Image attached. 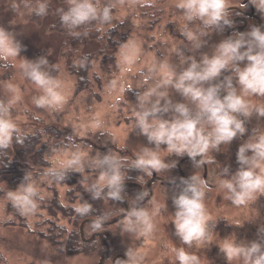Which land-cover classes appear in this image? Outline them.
Instances as JSON below:
<instances>
[{"label":"rangeland","instance_id":"1","mask_svg":"<svg viewBox=\"0 0 264 264\" xmlns=\"http://www.w3.org/2000/svg\"><path fill=\"white\" fill-rule=\"evenodd\" d=\"M181 3L182 0H121L113 23L118 25L121 33L129 37L118 49V59L112 67V74L105 80L101 90L96 87L94 92L77 95L75 79L67 70L64 60L52 64L57 58L47 51L51 47L56 48L61 40V37L49 32V24L66 5L71 4V0H0V30L9 35L19 48V55L14 61L0 60V118L11 120L20 132L51 126L58 128L62 135L49 144L47 152L53 169L77 170L84 174H97L99 178L104 175L110 179V166L102 160L104 157H135L138 160L155 154L164 162L165 167L159 172L150 167L144 168L145 180L153 179L158 174L168 182L157 181L151 194L147 188L142 197L134 196L131 190H126L123 196L130 201V214L101 232L111 248L127 251L133 264H179L173 249L180 247L196 254L200 264H228L219 249L225 239H233L237 245L245 248H250L253 242L264 245V195L256 194L257 198L248 201L246 205L235 206L227 198V190L221 186L222 180L232 179L241 167L237 162L239 147L255 142L260 134H264V117L256 111V107L264 106V96L259 95L245 96L251 115H243L247 131L242 137L238 136L230 144L221 143L219 152L210 149L206 154L208 162L203 165L200 164L202 156L199 154L194 161L188 160L184 165L186 173L204 193V204L210 217L208 239L199 246L193 242L189 247L176 234L173 217L178 207L174 200L184 195V182L172 181L181 179L177 163L188 155V151L185 149L177 152L175 149L170 150V146L163 148L158 143H149L148 135L139 124V115L148 112L149 123L153 120L175 122L185 119L200 120L203 123L206 116L201 114L196 101L174 86L162 83L161 65L166 63L177 74L189 68L193 59L202 65L205 55L212 57L219 44L228 40L227 33L234 25L220 20L206 24L203 28L200 26V18H188V10L179 7ZM46 4L53 5L54 12L47 16L41 26L31 22L32 13ZM258 5L259 0H255V3L252 0H228L227 9H255L263 21L261 32H264V10ZM229 16L225 14L224 18ZM248 22L243 39L253 42L250 33L258 28L259 22L257 19H249ZM189 31L195 34V39H188L185 33ZM238 34L239 31H233V35ZM229 39L233 42L237 40L232 37ZM244 45L247 51L250 45ZM133 50L135 58H132ZM259 50L255 48V51ZM247 63L245 59L238 66L243 68ZM25 64L37 67L57 84L56 91L64 97L63 103L36 107L34 99L43 95V91L28 77L31 68L22 67ZM232 71L228 75L232 88L236 89L237 95H243L235 68ZM219 77L202 81L197 86L211 88ZM152 89L155 92H152L148 100H142ZM160 93L165 95L161 96ZM181 105L187 109L186 115L177 110ZM5 107L9 109L7 114L3 111ZM234 115L238 116L237 113ZM205 130L210 131V126L205 125ZM244 155L251 158L253 152L246 150ZM62 161L75 163L62 164ZM225 168H228L227 172ZM201 180L206 183L202 184ZM42 187L37 184L36 190H43L47 194L49 191ZM68 188L58 186L59 196L66 205L70 204L65 201ZM138 212L148 216L152 225L150 229L135 215ZM42 214L47 216L45 210ZM45 217L31 214L27 217V226L14 225L9 222L3 204L0 205V251L6 258L4 264L100 263V253L91 256L69 255L48 242L41 233L46 227L41 224ZM59 223L68 230L72 227L67 219L59 220ZM261 250L264 251V247ZM232 264H243V261L234 260Z\"/></svg>","mask_w":264,"mask_h":264},{"label":"trees","instance_id":"2","mask_svg":"<svg viewBox=\"0 0 264 264\" xmlns=\"http://www.w3.org/2000/svg\"><path fill=\"white\" fill-rule=\"evenodd\" d=\"M120 2L121 0H93V3H99L101 9L110 8L108 18L105 19L101 11L95 19L79 25H72L70 21L62 20V16L71 10L73 6L71 3L66 5L59 16L49 24V32L61 37L56 48L51 47L47 50L57 58L51 63L64 60L67 70L75 79L77 95L94 92L96 87L101 90L105 80L112 74V67L118 59V49L129 37L128 34L121 33L118 25L113 23ZM53 12L54 6L46 4L44 12L35 10L30 21L41 26L47 16ZM225 14L234 16L221 19L226 24H234L227 33L228 39L229 37L241 39L248 27L249 19H257L259 30L263 28V21L255 9L250 8L249 11L244 7H236L227 9ZM240 23L241 25H237ZM200 26L206 27L202 19ZM234 30L239 31L238 36L233 35ZM229 70L211 85V88L219 86L218 94L221 99L228 95V75L233 73V71L228 73ZM237 114V117L243 120V114ZM61 135V131L53 126L36 128L29 132L15 129L9 146L0 147V205L3 204L9 222L27 226L29 215L45 217L42 214L45 210L47 216L41 224L46 227L41 231L42 236L51 244L57 245L61 251L69 255L88 256L100 253L99 264H133L127 251L111 248L109 241L101 232L118 224L130 214V201L123 196L126 190H131L134 196L142 197L145 189L148 188L151 194L157 181L167 179L156 174L153 179L145 180V169L137 166L135 157L102 159L110 166V177L116 174L121 177L118 185H101L97 174H84L82 171L71 169H53L51 161L47 158V152L49 144L57 141ZM148 141L151 144L157 143L155 140L148 139ZM158 145L163 148L169 147L167 143H158ZM188 160H193L189 154L178 161L181 179L172 182H184L183 193L191 197L193 195L191 187L200 190L193 178L185 171L184 165ZM114 167L116 169H112ZM37 184H41L42 188L45 187L49 192L44 194L43 190L37 191ZM29 186L35 190V195L31 197L35 207L30 206L25 209L15 204L10 194L22 192ZM58 186H69L65 199L70 203L69 205L61 200ZM135 188L137 191H134ZM113 193L117 195L114 196ZM63 219L70 222L72 226L70 230L59 223V220ZM4 263L6 258L0 251V264Z\"/></svg>","mask_w":264,"mask_h":264},{"label":"clouds","instance_id":"3","mask_svg":"<svg viewBox=\"0 0 264 264\" xmlns=\"http://www.w3.org/2000/svg\"><path fill=\"white\" fill-rule=\"evenodd\" d=\"M255 3V0H252ZM71 10L62 16L65 22H71L72 25H79L91 19H95L102 11L105 19L109 16V7L101 9L99 3H93V0H71ZM228 6V0H182L179 7L188 10V18L198 17L206 24H214L224 18ZM258 7L264 10V0H259ZM40 12H44V5L40 6ZM188 39H195V34L191 31L185 33ZM250 35L254 38L253 42L243 39L233 42L231 39L221 42L216 54L212 57L205 55L202 65L193 59L189 68L182 73L177 74L169 65L162 64L161 72L163 75L162 83L172 85L177 90H181L185 96L191 97L198 103L201 114L206 116V120L201 123L200 120L185 119L175 122L153 120L149 123L148 112L139 115V124L143 132L148 135L150 140L157 143H167L171 149L177 152H183L185 149L194 159L197 154L202 156L201 165L208 162L206 154L210 149L220 151L221 143L230 144L238 136H243L247 131L244 121L238 119L234 113H242L245 117L251 115V108L245 96L259 95L264 96V32L258 28L253 30ZM258 42V43H257ZM249 44L247 51L241 53L240 48L244 44ZM260 50L257 52L255 48ZM19 55V48L14 45L12 38L3 30H0V60H15ZM132 58H135L133 50ZM247 59L248 63L243 67L237 66L236 61ZM14 66V65H13ZM25 68H31L27 73L30 80L36 87L43 91V95L34 99L36 107L55 106L63 103L64 97L57 91V84L51 80L45 73L37 67L31 65H22ZM235 68V75L238 77V84L242 86L243 95H237L232 88L231 78L229 79L228 95L223 99L219 96V86L204 89L198 87L202 81H209L222 75V72ZM131 70V69H129ZM155 92L144 95L141 99L148 100L149 96ZM159 95L163 96L164 93ZM159 103V101H157ZM157 110V109H154ZM182 114L187 113V109L181 105L177 109ZM4 113L9 109L5 107ZM259 116L264 117V106L256 107ZM205 125L210 126L211 130L206 131ZM16 126L9 119L0 118V147L9 146L12 140V134ZM255 131V130H254ZM179 142V143H177ZM246 150H251L253 156L245 157ZM237 162L241 167L237 170L232 179L221 181L222 188L228 192L227 198L235 206L246 205L248 201L257 198L256 194L264 195V134H260L255 142L241 145L237 152ZM62 164H72L75 161H62ZM138 167L152 168L159 172L165 167L164 162L155 154L149 158H140L136 161ZM247 165V167H245ZM225 172L228 168L224 169ZM151 176L152 173L150 172ZM101 183L118 185L121 177L116 174L110 179L104 175L100 176ZM201 183H206L201 180ZM193 195H181L174 200L178 211L173 217L176 234L181 237L182 243L191 247L193 242L199 246L204 240L208 239V221L209 215L204 204V193L191 187ZM35 190L32 186L27 187L22 192L11 193L10 196L15 204L28 209L35 207L32 196ZM117 195V193H113ZM86 210V209H85ZM147 227H152L148 216L144 212L135 213ZM258 242H253L250 248L239 246L235 241L225 239L219 247L224 253L228 264L234 260H242L243 264H264V251ZM175 259L179 264H200V258L193 253L185 251L183 247L173 249Z\"/></svg>","mask_w":264,"mask_h":264},{"label":"water","instance_id":"4","mask_svg":"<svg viewBox=\"0 0 264 264\" xmlns=\"http://www.w3.org/2000/svg\"><path fill=\"white\" fill-rule=\"evenodd\" d=\"M234 39H237V38H234ZM244 51H245V45H242L241 53H243ZM240 63H241V61H239V62L237 63V66H238ZM233 69H234V68L230 69V70L228 71V73H230ZM224 76H225V75H224Z\"/></svg>","mask_w":264,"mask_h":264}]
</instances>
